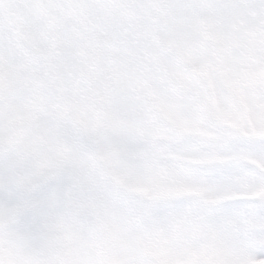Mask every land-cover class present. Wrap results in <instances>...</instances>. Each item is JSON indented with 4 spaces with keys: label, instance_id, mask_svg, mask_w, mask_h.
Instances as JSON below:
<instances>
[{
    "label": "snow or ice",
    "instance_id": "snow-or-ice-1",
    "mask_svg": "<svg viewBox=\"0 0 264 264\" xmlns=\"http://www.w3.org/2000/svg\"><path fill=\"white\" fill-rule=\"evenodd\" d=\"M0 264H264V0H0Z\"/></svg>",
    "mask_w": 264,
    "mask_h": 264
}]
</instances>
